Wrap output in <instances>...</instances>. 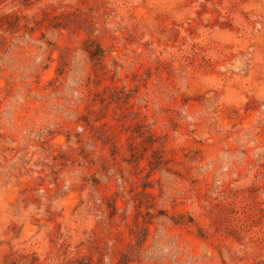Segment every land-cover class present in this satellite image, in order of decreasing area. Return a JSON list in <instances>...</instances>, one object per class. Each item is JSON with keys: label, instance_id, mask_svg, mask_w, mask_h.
<instances>
[{"label": "rangeland", "instance_id": "rangeland-1", "mask_svg": "<svg viewBox=\"0 0 264 264\" xmlns=\"http://www.w3.org/2000/svg\"><path fill=\"white\" fill-rule=\"evenodd\" d=\"M0 264H264V0H0Z\"/></svg>", "mask_w": 264, "mask_h": 264}]
</instances>
